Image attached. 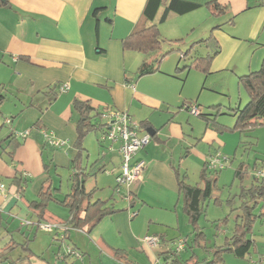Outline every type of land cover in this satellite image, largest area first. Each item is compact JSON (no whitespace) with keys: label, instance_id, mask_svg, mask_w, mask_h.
I'll use <instances>...</instances> for the list:
<instances>
[{"label":"crops","instance_id":"1","mask_svg":"<svg viewBox=\"0 0 264 264\" xmlns=\"http://www.w3.org/2000/svg\"><path fill=\"white\" fill-rule=\"evenodd\" d=\"M186 1L200 6L182 15H172L163 22L158 21L159 9L155 21L164 39L189 40L193 43L207 37L212 31L223 50L227 45L231 54L241 41L248 42L251 55L256 59L254 65L252 62L248 64L249 68L262 61L264 0H217L225 8L217 15L206 6L207 2L213 0ZM145 3L146 0H0V119H3L0 139L11 133L17 142L12 160H8L5 152L0 158V180L6 186L5 191L0 193V213L2 218L3 211L11 214L19 205L28 209L27 201L36 199L40 187L48 179L44 177L45 172L49 173L53 167L70 166L76 153L73 143L76 138L74 124L78 115L73 110L74 99L88 100L100 110H126L130 116L133 115L130 113L132 110L137 114V124L141 121L147 123L142 126L140 134H149L146 130L148 127L156 131L134 157V160L144 161L145 168L140 180L130 187V196H133L131 205H116L112 202L115 209L121 210L102 219H109L112 223L108 220L106 226H115L123 233L121 240L125 245H111L116 243L104 236L102 230H98L99 239L106 245L103 250L110 256L114 249H125L139 264H158L164 262L165 251L183 238L176 232L187 220L178 190V174L185 171L190 182H198L204 162L209 156L219 153L213 144L221 145L222 141L220 132L202 117L205 123L203 132L193 137L194 127L189 120L174 111L173 92L168 91V88L159 90L149 85V79L157 78L154 73L158 71L140 77L137 75L139 64L143 59L151 61V57L125 49L122 41L133 30L146 25L142 16ZM96 8H101L97 19L93 16ZM199 26L198 31L196 28ZM223 50L220 48L214 63L220 57H226L227 52L223 54ZM211 67L218 66L213 64ZM63 85L68 88L62 89ZM5 118H11L9 123H5ZM36 123L41 126L39 131L32 128ZM42 129L52 132L65 143L57 147L46 144L40 133ZM25 130H29L28 136L17 135ZM182 142L188 144L184 151L179 148ZM259 157L254 153L244 162L252 163ZM105 159L108 161L98 166H104L102 173H107V168L112 166L114 182L120 163L115 164L113 158L108 156ZM15 172L24 174L28 181L32 179L30 196L33 199H19L15 186L8 184L7 178H11ZM96 173L90 176L98 179ZM37 181H40L39 187ZM113 200L115 202V198ZM129 207L136 209L132 211L137 214L129 215ZM135 216H138V223L143 222L141 229L129 223ZM46 217L49 221H60V218L50 215L48 210ZM263 218L259 219L262 221ZM99 223L95 227L98 228ZM91 231L94 232L95 228L83 232L90 234ZM148 234L162 238L158 247L150 248L142 242V238ZM9 238L10 230L5 242ZM78 244L73 243L72 248L79 249ZM53 247V242L44 243L41 254L51 252ZM2 248L0 252L6 256ZM81 248L89 250L85 244ZM257 250L254 247L253 252ZM185 253H182V257ZM256 256L239 258L226 251L222 254V263L264 264L263 258L258 256L256 260ZM104 259L108 260L107 264H121L113 257L104 256ZM25 260L28 258H20L17 264H23ZM4 264L10 263L4 259Z\"/></svg>","mask_w":264,"mask_h":264},{"label":"rangeland","instance_id":"2","mask_svg":"<svg viewBox=\"0 0 264 264\" xmlns=\"http://www.w3.org/2000/svg\"><path fill=\"white\" fill-rule=\"evenodd\" d=\"M196 30L199 31L200 26L196 28ZM219 45L221 50H223L220 43ZM249 46L248 42L241 41L238 48L233 54H231L228 52V46L225 45V51L223 50V54L227 52L226 57H220L215 63L213 59L211 65L213 66V64H215L218 67H211V69L205 72L192 66L189 68L186 66L190 65L197 58L212 55V48L207 47L204 43H191L189 40L165 39L164 42L161 43L159 51L150 52L146 56L147 58L151 57V60H155L161 53L165 54L159 62L158 72L154 73L157 78L154 77L149 79V85L159 90L163 87L168 88V91L173 92V101L174 106L176 107L174 111L181 114L180 116L185 120H189L192 127H194L192 131L193 137L194 135H201L205 123L197 114H191L183 107L180 108L184 99L191 100L192 103L195 102L198 109L204 113L212 110L211 105H220L219 110L221 113L216 116V121L233 127L236 117L233 115V111L230 108H235L237 106L243 107L248 100L246 91L238 84V77L250 71L259 69L261 64V62H259L257 66L249 68L248 64L252 62L254 65V62L256 61L255 56L252 57L251 55L252 52L249 50ZM184 53V58L180 59V55ZM140 54V56H143V53ZM177 66L179 69H176ZM130 113L133 114L131 118L135 121L137 119V114L133 113L132 110ZM100 121L104 122L102 119H99V122ZM1 122H3V119H0V124ZM101 134V131H92L85 136L83 140L84 149L82 150L83 165L90 167L96 159H99L98 163L100 164L107 160L105 159L106 156L113 158L115 164L120 163V153L118 152L117 145L113 144L112 149L108 150L107 147L109 141H100ZM219 134L222 144L214 143L213 148L219 152L224 167L219 173L217 186L214 189V195L207 200L204 212L199 217V226L206 235L208 246L222 243L224 236L229 235L233 227L234 219L237 214V211L234 208L239 205V193L241 189V182L238 179H233L235 167L239 161L249 160V156L251 157L254 153H257V155L260 156L259 158L264 157V121L261 124L255 125L251 131L245 134L246 136L240 134L236 129L228 130L223 134ZM241 140L256 143L254 146L255 152L251 149H247L248 152L244 150L243 147H241ZM205 144L203 145L205 146ZM187 146V143L182 142L179 148L184 151ZM102 153H105V155L103 156ZM100 154L103 160L100 159ZM116 155L119 157V160L116 158ZM107 169V173H102V171L96 173L98 179H96L95 176H88L85 182L86 188L91 189L95 185H103V187H98L94 192L93 198H101L103 200L110 199L109 202H113L116 205L127 206L128 201L123 196L130 191L131 185L135 182L131 183L128 187L122 186L121 193H118L113 189L115 180L113 182L112 166H109ZM71 173V167L57 169L53 167L49 173L45 172L44 177L48 178V181L52 184L51 188L56 194V197L62 198L63 195L69 191V175ZM109 174H111V176ZM252 176L253 171H248L244 176L243 184H249ZM31 181L32 179H29L27 182V190L24 195L25 198L29 199H33L31 198L32 196H30ZM38 182L40 183V181H37V187L40 186ZM6 185L7 187L9 186L8 184ZM56 188H60V190H56ZM12 189L13 188L10 190ZM113 198H115V202ZM133 209L134 208L132 207L128 208L129 215L133 213ZM47 210L50 215L60 218V221H52L49 223L52 226L51 230H43L39 225L33 226L28 223L30 221H36L35 217L24 205L16 207L11 214L3 211V216L0 219V247H3L9 230L13 231L20 228V230L17 231L18 233L14 234V237L17 240H22L20 242H23L22 238L26 237L28 234L30 239L29 247L33 252L29 254L28 260H25L23 264H96L95 262L107 264L108 260L104 259V256L108 258L112 257L108 252L103 250L106 245H104L99 239L100 233H98V230H102L104 236L110 239L111 242L116 243L111 245H125L121 240L123 233H120L115 226L113 228L106 226L109 219L102 220L99 223L98 228L94 227V232H92V230L90 234H87L81 230L79 231L72 228L67 223V220L69 219L68 209L60 203L49 202L47 204ZM257 211H259V208L256 209V212ZM134 213H136V211H134ZM227 216L228 222L217 227V225L219 226ZM137 217L135 216L134 218H131L129 223H131L133 227L138 225V228L141 229L143 227V222L138 223ZM109 222L111 221L109 220ZM45 223L46 222H43L41 224ZM31 226L33 228H31ZM190 231L191 226L187 220H185V224H183L176 232L182 237H189V241L191 236ZM249 236L255 239V247L258 249V252H252L251 255L252 257L257 255L254 259L258 260L260 257V254L258 255V253L264 252V218L262 221L258 218L257 221L254 222L252 232L249 233ZM50 242H53L54 244V247L50 249L51 252L41 254L42 245ZM73 243H79L78 248L87 253L83 254L79 249L74 250ZM83 244L89 249V252L81 248ZM58 248H60V250H58ZM70 248H72L74 252H77L78 255L73 252L70 253ZM100 249L103 250V252H101ZM194 252L198 255L201 261L204 258L211 259L212 257V254H208L201 248H195ZM26 253H28L27 250H22L21 247H17L6 254V256L8 255L11 259H16ZM67 254L69 255L67 256ZM184 257H186L185 254ZM0 264H4V256L0 258ZM226 264L228 263L226 262Z\"/></svg>","mask_w":264,"mask_h":264},{"label":"trees","instance_id":"3","mask_svg":"<svg viewBox=\"0 0 264 264\" xmlns=\"http://www.w3.org/2000/svg\"><path fill=\"white\" fill-rule=\"evenodd\" d=\"M200 4L186 1V0H146L143 8L142 16L146 20V25L142 28L133 30L122 41L123 47L128 50L139 51L144 54H148L153 51H159L161 43L164 42V38L160 35L157 23L155 21L159 9L161 8L160 15L158 17L159 22L167 20L172 15H182L189 11L198 8ZM206 6L213 14H220L224 11L222 6L217 0H213L206 3ZM101 8H96L93 11V16L97 19V16ZM97 28V25H96ZM215 27L212 28V30ZM197 43H204L207 47L212 48L213 54L205 57L195 59L190 65L186 67H195L203 71L210 69V65L214 57L220 52V45L215 37L210 34L197 41ZM165 54L161 53L155 60L148 61L143 59L137 69V75L150 74L159 70V62ZM185 53L180 55V59L184 58ZM176 69H179L177 66ZM238 84L241 86L248 95V100L243 107L230 108L233 111V115L236 117V121L233 127L223 125L216 121V116L220 114V105H211L212 110L204 113L200 111L198 116L209 121L214 128L220 133L228 130H238L240 134L245 135L251 131L257 124H261L264 121V58L261 61L260 67L257 70L250 71L238 77ZM186 103H192L191 101H184L180 108ZM73 110L77 113L78 118L74 124L76 138L73 146L76 149L74 157L71 159L70 166L72 173L69 175L70 188L62 198L55 196L50 181L45 180L40 187L36 199L27 201V207L35 216L36 222H29L33 226L52 221L47 220L46 211L47 204L49 202H56L63 205L68 209L69 219L67 223L74 229L83 231H90L93 229L104 217L112 215L113 213L121 210L115 209L112 202H108V199L103 200L101 198H93L94 192L97 187L86 189L85 182L88 176L95 174L97 171L104 169V166H98L99 159H96L90 167L83 165L82 163V150L83 140L89 132L104 131L105 123L99 122L101 114L108 108L98 109L90 104L88 100H73ZM215 112V113H212ZM11 119V118H9ZM145 121L138 123V132L140 133ZM33 129L39 131L41 126L37 123L32 126ZM246 136V135H245ZM15 136L11 133L4 139H0V158H3L5 152L8 156V160H12L13 148L17 145ZM6 142L4 145L3 143ZM241 147L247 151L251 149L255 152L254 146L256 143L250 141H240ZM247 145V147H246ZM248 152V151H247ZM4 153V154H5ZM105 154H103L104 156ZM10 157V158H9ZM102 160V156H100ZM101 164V163H100ZM98 166V167H97ZM264 167V157L255 158L252 163H245L242 161L237 168H235L233 179H238L241 182V189L239 193L240 202L239 205L234 208L238 211L234 219V224L229 235H225L223 242L220 244H214L208 246L206 235L199 226V217L204 212L205 203L214 195V189L217 186L218 176L221 169H210L207 164V160L200 171L199 181L192 183L188 180L186 172L178 174L177 184L178 190L182 197V208L186 214L188 223L191 226V238L183 237L184 242L183 250L176 252L173 246L165 251L164 264H223L222 254L226 251L232 252L236 257L249 258L255 247V240L249 236L252 232L254 222L264 215L262 212L264 208V179L252 176L250 183L243 184L245 174L252 170L253 172L259 168ZM9 179L8 184L15 186V193L19 199H22L25 195L28 179L23 174L15 172V174ZM2 182V180H0ZM5 185V184H4ZM115 189V188H114ZM60 190V188H56ZM129 205L133 201L130 192L127 194ZM259 211L256 212V209ZM1 219V213H0ZM228 222V216L219 224L220 227ZM31 228H33L31 226ZM17 230L10 231V238L4 243V253L8 254L13 249L21 247L22 250H27L28 253L18 257L16 259H10L11 257L4 256L5 261H9L10 264H17L20 258L26 259L31 254L29 247V235L23 237L22 240H17L14 237ZM65 237V235H64ZM161 242V237H159ZM195 248H201L208 254H212L211 259H201L194 252ZM6 251V252H5ZM186 251V257H182V253ZM190 253V254H189ZM188 255V256H187ZM3 254L0 252V258ZM111 256L113 259L119 261L121 264H139L133 260L128 251L125 249H114ZM264 261V254L260 255ZM165 260L169 262H165ZM252 264H256L253 262Z\"/></svg>","mask_w":264,"mask_h":264},{"label":"built area","instance_id":"4","mask_svg":"<svg viewBox=\"0 0 264 264\" xmlns=\"http://www.w3.org/2000/svg\"><path fill=\"white\" fill-rule=\"evenodd\" d=\"M67 85H63L62 89H67ZM188 110L191 114H199L196 103H186L182 106ZM101 119L105 123L104 131L101 134L100 141H109L108 150L112 149L113 144L117 145L118 152L120 153V165L119 172L115 176V190L121 193V187H128L131 183L140 180L145 163L142 160H134L135 155L150 141L151 136L148 133L140 134L138 132V124L132 120L130 114L126 110L119 109H107L102 112ZM9 118H5V123H9ZM44 141L46 144L57 147L64 144V140L57 138L52 132L48 130H41ZM29 134V130L18 133L20 137H26ZM105 153H102V155ZM207 164L210 169H221L223 164L221 162V156L219 153L209 156ZM253 176L264 179V167L259 168L253 172ZM6 186L0 181V193H3ZM128 193V192H127ZM127 193L124 194V198L127 199ZM128 201V199H127ZM132 213L131 216H134ZM29 223V222H28ZM39 227L43 230H51L52 226L49 223L39 224ZM142 242L148 245L150 248L158 247L160 239L156 235H145L142 238ZM184 242L180 239L175 244V251L180 252L183 250ZM70 253L78 255L77 252L69 250ZM164 264V263H158ZM256 264H261L256 262Z\"/></svg>","mask_w":264,"mask_h":264},{"label":"water","instance_id":"5","mask_svg":"<svg viewBox=\"0 0 264 264\" xmlns=\"http://www.w3.org/2000/svg\"><path fill=\"white\" fill-rule=\"evenodd\" d=\"M146 130L149 132V135H150V136H151V135H154V133H155V131H156L153 127H148Z\"/></svg>","mask_w":264,"mask_h":264}]
</instances>
